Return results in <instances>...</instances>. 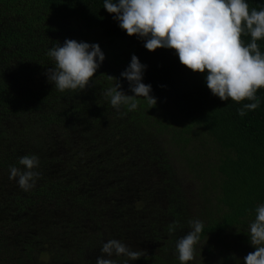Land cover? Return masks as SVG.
Segmentation results:
<instances>
[{
    "label": "trees",
    "instance_id": "obj_1",
    "mask_svg": "<svg viewBox=\"0 0 264 264\" xmlns=\"http://www.w3.org/2000/svg\"><path fill=\"white\" fill-rule=\"evenodd\" d=\"M43 245L264 264V0H0V264Z\"/></svg>",
    "mask_w": 264,
    "mask_h": 264
},
{
    "label": "flooded vegetation",
    "instance_id": "obj_2",
    "mask_svg": "<svg viewBox=\"0 0 264 264\" xmlns=\"http://www.w3.org/2000/svg\"><path fill=\"white\" fill-rule=\"evenodd\" d=\"M88 236L90 237L91 235H88ZM131 237H132V241L127 242L126 244L128 246L131 245V251H133L132 254L135 256V258H133L134 262H138L139 256H141V258L143 259V257L147 258L148 256H151L152 254H156V253L160 254L161 253V246H162L163 242L155 241L150 234H147L144 231L140 232L138 230L135 233H133L131 235ZM164 238H167V237H164ZM149 248L151 249V251L147 252V250H149ZM91 249H93V250H91ZM143 251H146V253H143ZM76 252L72 251V253H74V254H76ZM94 252H95V248H88L87 246H85L84 252L81 253V255L83 256V259L85 260V264H90L87 261L94 260L93 259L94 258ZM107 255H109L108 251H107ZM142 263L145 264L143 261H142Z\"/></svg>",
    "mask_w": 264,
    "mask_h": 264
},
{
    "label": "rangeland",
    "instance_id": "obj_3",
    "mask_svg": "<svg viewBox=\"0 0 264 264\" xmlns=\"http://www.w3.org/2000/svg\"><path fill=\"white\" fill-rule=\"evenodd\" d=\"M132 205V209L134 211H141L142 212V207H143V203L140 200H132L131 202ZM151 251V249L149 248V250H147V252ZM146 252V251H145ZM48 257H49V252L44 248V245L41 248V251H39L38 253V260L40 264H50V262L48 261ZM134 260V259H133ZM54 264H59V261H56Z\"/></svg>",
    "mask_w": 264,
    "mask_h": 264
}]
</instances>
